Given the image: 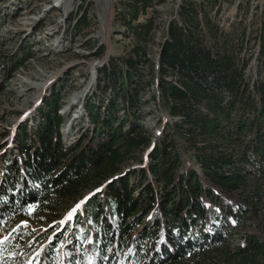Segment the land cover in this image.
<instances>
[{
	"label": "trees",
	"instance_id": "obj_1",
	"mask_svg": "<svg viewBox=\"0 0 264 264\" xmlns=\"http://www.w3.org/2000/svg\"><path fill=\"white\" fill-rule=\"evenodd\" d=\"M119 1L131 46L98 72L104 108L86 102L87 129L69 146L54 95L31 132L23 123L12 133L17 151L3 166L0 217L29 208L58 217L79 202L57 236L62 242L69 229L72 237L62 242V264H264V71L253 76L247 59L206 46L191 0L151 60L152 19L138 17L152 0ZM85 21L83 11L76 27ZM259 40L264 57V20ZM29 57L4 58L2 68ZM144 88L160 114L154 141L142 126ZM139 155L143 167L124 173ZM50 253L35 264H49Z\"/></svg>",
	"mask_w": 264,
	"mask_h": 264
},
{
	"label": "rangeland",
	"instance_id": "obj_2",
	"mask_svg": "<svg viewBox=\"0 0 264 264\" xmlns=\"http://www.w3.org/2000/svg\"><path fill=\"white\" fill-rule=\"evenodd\" d=\"M182 1L152 0L146 17H138L140 21L152 19L151 39L145 47L151 60L157 57L167 37L166 28ZM191 1L206 46L247 59V70L253 76L258 70L264 71V57L259 52L264 0ZM119 6V0H0V179L7 172L3 166L10 164L11 154L17 151L12 133L23 123L31 132L40 120L39 108L49 96L54 95L59 105L64 146L73 144L87 129V101L102 111L106 96L96 91L103 78L98 72L108 65L110 57L123 56V50L131 46ZM83 11L85 24L76 27ZM28 53L30 57L9 73L2 68L4 58L16 55L20 59ZM106 94H112L110 88ZM139 95L142 126L154 141L160 131V114L149 100L148 89L140 90ZM144 164L143 155H139L138 161L126 164L123 172ZM78 205L61 211L58 217L33 213L34 208L0 217V264H35L36 257L49 246V264H62L59 253L64 239L72 238L70 230L63 233L62 242L57 238ZM258 221L264 230V182ZM238 240L235 236L234 242Z\"/></svg>",
	"mask_w": 264,
	"mask_h": 264
},
{
	"label": "snow or ice",
	"instance_id": "obj_3",
	"mask_svg": "<svg viewBox=\"0 0 264 264\" xmlns=\"http://www.w3.org/2000/svg\"><path fill=\"white\" fill-rule=\"evenodd\" d=\"M77 207H79V205Z\"/></svg>",
	"mask_w": 264,
	"mask_h": 264
},
{
	"label": "bare ground",
	"instance_id": "obj_4",
	"mask_svg": "<svg viewBox=\"0 0 264 264\" xmlns=\"http://www.w3.org/2000/svg\"><path fill=\"white\" fill-rule=\"evenodd\" d=\"M75 119H76V117H75Z\"/></svg>",
	"mask_w": 264,
	"mask_h": 264
}]
</instances>
